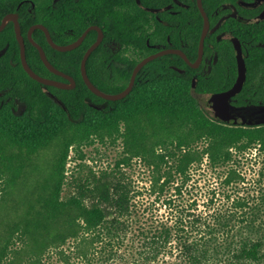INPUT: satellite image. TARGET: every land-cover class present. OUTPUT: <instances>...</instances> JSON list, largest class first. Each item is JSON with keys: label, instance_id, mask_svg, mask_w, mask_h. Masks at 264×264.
<instances>
[{"label": "trees", "instance_id": "1", "mask_svg": "<svg viewBox=\"0 0 264 264\" xmlns=\"http://www.w3.org/2000/svg\"><path fill=\"white\" fill-rule=\"evenodd\" d=\"M31 1L34 8L26 0H0V24L6 15L19 13L27 62L45 78L68 83L45 66L29 41L28 32L35 24L45 25L60 45L75 42L90 26H99L105 40L88 58L87 73L110 94L125 90L137 64L163 48L181 49L192 62L198 58L204 18L197 0H176L181 5L175 0ZM237 1L203 0V6L212 28L230 13L229 4L236 6L238 17L226 19L220 27L241 42L247 65V81L232 99V107L264 108V19L258 21L262 9L249 10ZM97 36L93 30L78 48L60 52L48 43L44 31L33 33L49 61L74 78L73 89L44 85L31 78L22 64H0V93H4L0 97V264H44L49 251L70 239L81 242L91 233L99 237L102 231L114 238L128 227L123 218L133 212L132 198L121 181L84 184L76 195H63L68 150L94 135L126 133L137 155L151 164L152 159L176 161V172L182 176L206 157L214 167L229 166L228 185L241 179L234 166L240 155L253 148L264 152V124H226L197 97L235 84L238 64L230 38L220 40L219 31L208 35L199 68L177 54L149 62L127 97L108 101L88 88L81 72L82 59ZM111 41L117 46V61L125 64H99L100 55L111 53L103 48ZM0 54V61L21 62L13 22L0 32ZM52 144L62 154L45 167L39 157ZM262 189L257 198L234 199L231 208L215 214L210 228L223 236L221 242L181 238L185 261L180 264H264ZM23 191L27 194L21 196ZM193 223L202 226L203 220L196 218ZM145 239L148 259L156 260L171 243L172 228L156 229Z\"/></svg>", "mask_w": 264, "mask_h": 264}, {"label": "rangeland", "instance_id": "2", "mask_svg": "<svg viewBox=\"0 0 264 264\" xmlns=\"http://www.w3.org/2000/svg\"><path fill=\"white\" fill-rule=\"evenodd\" d=\"M197 97L208 108L210 96ZM19 107L23 109V105ZM241 114L246 118L263 117L264 108ZM122 129L125 131L124 126ZM61 154L58 145L52 144L39 160L48 167ZM147 159L131 149L126 133L94 135L88 142L68 150L65 198L76 195L84 184L121 181L130 190L133 212L123 218L128 227L117 237L102 231L99 237L91 233L81 242L70 239L63 247L49 251L44 264H180L185 261L181 238L189 242H221L223 236L210 228L215 214L231 208L234 199L257 198L264 188V152L258 148L239 156L234 166L241 179L229 185L225 183L229 166L214 167L206 157L200 165L193 164L186 176L176 172V161L152 159L151 164ZM1 187L0 182V191ZM26 194L23 191L21 196ZM196 218L203 220L202 226L193 223ZM161 228H172L171 243L152 261L148 259L145 238Z\"/></svg>", "mask_w": 264, "mask_h": 264}, {"label": "water", "instance_id": "3", "mask_svg": "<svg viewBox=\"0 0 264 264\" xmlns=\"http://www.w3.org/2000/svg\"><path fill=\"white\" fill-rule=\"evenodd\" d=\"M26 1L30 2L32 4L33 8L35 7V4L31 0H26ZM197 2H198L199 9L202 13V16L204 18V28H203V32H202V35L200 38L199 54H198V58L196 59V61L194 63L191 62L189 60V58L187 57V55L181 49H176V48L166 49V50L157 52L155 54H152L137 64V66L134 68V71L132 73L129 85L127 86V88L125 90H123L122 92L117 93V94H110V93H107V92L101 90L100 88H98L90 80L88 73H87L88 58L93 53V51L96 50V48H98V46L102 43L103 38H104V33L99 26H97V25L90 26L89 28H87L85 30V32L75 42L67 44V45L57 44L53 40L49 29L43 24H35L30 28V30L28 32V39L39 50L41 59L44 62L45 66L52 73H54L58 76H61V77L65 78L66 80H68V83L40 76L30 67V65L27 62V58H26V43H25V38L22 34V29H21V24L19 22V13L18 12L10 13L3 18L2 23L0 24V32H2L5 29V27L7 26L8 23H10V22L14 23L15 32H16L17 39H18L19 44H20L21 60L23 63L22 65H23L25 71L30 75L31 78H33L34 80H36V81H38L44 85H47V86H53V87H57L60 89H73L76 86V82H75L74 78L71 77L70 75L64 73L63 71H60L59 69H57L49 61L44 48L34 40L33 33L37 29L44 31V33L46 34L48 43L54 49H56L60 52H68V51H72V50L78 48L84 42L88 33L93 31V30H96L98 32L97 40L90 46V48H88V50L86 51V53L82 59V62H81L82 76H83V79H84L86 85L94 94H96L97 96H99L105 100H108V101H118V100H121V99L127 97L131 93V91L134 88L137 76H138L139 72L141 71V69L145 65H147L149 62H151V61H153L159 57H162V56L168 55V54H177V55H180L192 68H198L201 65V62H202L203 57H204L205 41H206L207 36L209 34L215 32L226 19H229L230 17L237 18V12L235 11V12L223 17L218 22V24L212 28L209 16L207 15V12L205 11V8L203 6V0H197ZM23 3H24V1L20 5H22ZM263 19H264V14L259 19V21L263 20ZM231 40L234 43V47L236 50V58H237V63H238V76H237L236 82L230 89L223 91V92H217V93L210 95L208 102H207V106L209 109L213 110L216 113L217 117L220 120H223L226 124L243 125V126L263 125L264 124V118L244 119L243 117H239V116L234 115L232 112L231 101L236 95H238L242 91V89H243V87L247 81V65H246L243 47H242L241 42L236 40L234 37H231ZM174 69L178 70L181 73H185L184 69H180L177 66H174ZM195 86H196V82L194 79L193 80V87L195 88ZM3 95H4V93H0V97H2ZM48 95L50 97L54 98V100L57 103H59L61 106L64 107L63 103H61V101L59 99H57L52 93L48 92ZM95 107L98 109H101V107H98V106H95Z\"/></svg>", "mask_w": 264, "mask_h": 264}, {"label": "flooded vegetation", "instance_id": "4", "mask_svg": "<svg viewBox=\"0 0 264 264\" xmlns=\"http://www.w3.org/2000/svg\"><path fill=\"white\" fill-rule=\"evenodd\" d=\"M238 2V4L241 6V7H244V8H247V9H249V10H253V9H262V15L259 17V19L263 16V14H264V0H252V1H248V0H238L237 1ZM175 3L176 4H178V5H181V3L179 2V1H176L175 0ZM171 8V5L170 6H168V7H166L165 9L166 10H169ZM228 9L230 10V13L229 14H231V13H233V12H237V9H236V6L234 5V4H229L228 5ZM155 12H159V11H155ZM228 14V15H229ZM225 17V16H224ZM237 17H238V15H237ZM222 19V18H221ZM220 19V20H221ZM259 19H258V21H259ZM219 20V21H220ZM244 22H246V21H244ZM218 24V23H217ZM216 24V25H217ZM223 24V23H222ZM222 24L220 25V27L222 26ZM215 25V26H216ZM214 26V27H215ZM212 27V26H211ZM220 27L215 31V32H213V33H216L217 31H219V39L221 40V39H225V38H230L231 39V37L232 36H230V34L229 33H227L226 31H220ZM212 34V33H211ZM210 35V34H209ZM98 37V36H97ZM105 40V36H104V38H103V41ZM102 41V42H103ZM104 49H107V50H109V51H111V53H109L108 55L107 54H105V55H100V61H99V64H125V63H122V62H120V61H117V56H116V52H117V46H115L114 45V42L113 41H111V43L109 44V45H105L104 47H103ZM155 48H157L156 46H155ZM166 49H172V48H163V49H161V50H159L158 52H160V51H163V50H166ZM176 49H178V48H176ZM236 51V50H235ZM129 52H131V51H129ZM157 53V52H156ZM204 53H205V51H204ZM2 54V53H1ZM0 54V55H1ZM155 54V53H154ZM152 55V54H151ZM145 59V58H144ZM190 60V59H189ZM203 60H204V57H203ZM203 60H202V62H201V64L203 63ZM141 62V61H140ZM192 62V61H191ZM44 63V62H43ZM194 63V62H193ZM0 64H23L22 63V60H21V62L20 63H17V62H14V61H10L9 63L7 62V61H4V60H2V61H0ZM29 64V63H28ZM238 64V63H237ZM200 67V66H199ZM198 67V68H199ZM210 96V95H209ZM232 102V101H231ZM231 107H232V103H231ZM249 109H235V108H233L232 107V112H233V114L234 115H236V116H239V117H243V116H241V115H243V114H241V112H243V111H248ZM244 119H256V118H264V116L263 117H255V118H246V117H243ZM243 126V125H242Z\"/></svg>", "mask_w": 264, "mask_h": 264}]
</instances>
